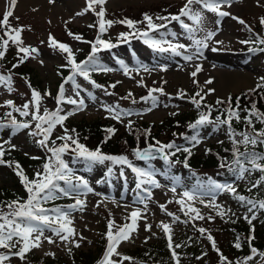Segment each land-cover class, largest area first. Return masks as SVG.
<instances>
[{
	"label": "rangeland",
	"instance_id": "374dc122",
	"mask_svg": "<svg viewBox=\"0 0 264 264\" xmlns=\"http://www.w3.org/2000/svg\"><path fill=\"white\" fill-rule=\"evenodd\" d=\"M183 1L106 0L103 7L105 12L111 14L110 18L114 16L118 19L138 20L143 19V14L146 12L153 13L154 8L160 9L162 6L175 4L176 2L182 3ZM87 6L88 0H54L52 3L49 0H17L14 6L11 0H0V20L3 19L2 14H5L6 11H12V15L15 16V24L25 25L23 44L38 49L39 54L30 55L32 59H29V65L34 68L36 79L42 81L41 113L44 109L54 111L58 107L56 98L63 83L57 67L64 65L66 62L58 48L49 46V34L54 35L56 38L64 36L66 39L71 40L72 46H75L79 42L72 39L69 34L66 35L65 24L77 30L91 28V31H93L95 26L89 27L87 24L94 18L98 23L99 18L96 12L100 10V5H93L95 12L92 10L85 12ZM190 7L193 12H199L202 16L200 23L194 22L187 16L181 17V20L193 29L192 33L183 28L179 21L171 22L167 27L149 32L151 39L185 45V49H178L181 55H174L171 51L159 52L146 44L144 39L124 41L113 47V51L105 48L96 54L97 63L102 67L111 68L112 71H91L89 80L77 75L75 85H71V83L63 84L64 96L72 99L82 98L86 107L83 110H75L76 106L67 103L65 100L59 105V107L64 106L61 114L74 112L67 118L72 121L107 119L112 118L113 114L106 111L105 106L118 105L119 110L129 112L131 115H124L121 120L113 118L115 121L139 120L143 123L156 124L169 116L170 113L178 110L188 111L189 108L185 104L189 103L190 98L201 89H203L201 94L209 101L214 102L216 98H226L229 94H236L244 89L254 88L258 84V80L264 78V62L257 53L250 51L251 43H241V41L252 40L245 24L249 27H251V24L253 26L260 24V17L264 15V0H234L230 6L227 4L221 5V11L230 13L229 16L225 17H219L217 13L203 8L199 3H193ZM78 13L83 14L78 15ZM158 13L160 14L159 11ZM156 17L157 14H154V18ZM233 17L242 19L245 24L239 23L238 19ZM218 20L219 23H217ZM98 26L99 24H97ZM124 29L121 24H112L106 27V31L100 35L103 39L112 36L117 38L119 32L124 31ZM208 31H214L215 36L208 41V46L202 49V55H194L196 49L194 41L203 40ZM0 37H3V35L0 34ZM218 41L222 43H217ZM162 46L167 47V44ZM246 47L248 49L243 51ZM213 49L216 50L213 51ZM115 54L118 55L115 56ZM183 55H194V58L191 61H185ZM120 61H123L124 65L128 67V74H125ZM197 64L201 66V71L195 77L198 83L194 84V78L191 77L190 73L195 70ZM163 66H166V70H162ZM234 74L241 77L240 83L236 84L238 79ZM231 75L235 77L227 80L226 77L229 78ZM95 76L96 79L102 77L106 79L104 83L100 81L102 87L97 88L91 83V81H95L93 79ZM209 79L212 80V83L206 84L205 81ZM141 80L144 86L138 83ZM226 81L229 85L221 87L222 82L226 83ZM95 83L99 84L96 81ZM113 84L116 86L114 88L110 87ZM76 85H79V88ZM155 87H163L165 95L154 93L158 100L157 106L153 107L150 100L145 102L141 100V97L147 96L148 89ZM181 89L187 93L184 99L177 98V94ZM210 89H214V91H209ZM32 90L33 88L29 87V84L19 77L11 78L10 86L9 84H0V108L12 98L17 99L21 105H24L32 100ZM77 92H79V96L76 95ZM129 92L132 93V97L125 99L124 97H127ZM133 99L136 100V103L132 102ZM149 108L152 110L147 111ZM31 125L30 128L26 129H1L0 141L3 143L9 141L11 145H15L17 149L26 153L40 154L45 159L44 164L48 163L51 153L37 143L42 137L31 134L35 128V121H32ZM62 134L63 126L56 125L51 136L53 138ZM225 141L224 134L214 130L204 133L202 144L209 142L211 144H223ZM202 144H199L198 147L203 148ZM125 151L128 154L120 153L111 156H125L135 167L148 171L149 167L146 165V161L138 160L128 148ZM62 158L72 170L74 182L75 177H83L88 181L89 187L93 189L92 192L73 193L69 196L57 192L54 193L55 198L50 199L56 201L61 198L66 201L79 198L84 201L83 210H74L70 216L72 221L70 226L76 231V236L71 239L79 241L80 247L61 241L50 229L45 228L39 247L31 248L25 254L23 260L12 255L5 264H32L30 261L27 262L30 255L44 259L62 256L63 261L73 263V256L77 249L84 251H97L100 249V235L104 227L109 224V221L114 222L116 229L125 224H130V213L134 210H140L142 218L138 219L137 227L135 231L130 233V238L121 240L117 245L116 251L122 256H124L125 249L137 247L145 241L157 240L163 231L158 227L161 222L168 223L171 227V235L177 236L183 233L192 218L195 221H201L213 230L216 228L214 233L218 242L226 247L224 243L231 242L234 237L230 231L231 229H228L225 225V220L230 223H236V221L247 223L248 221L244 217L252 215L248 212L250 206L244 207L236 198L240 194L236 193L234 195L227 190L217 193L202 192V194H194L193 192L196 190H193L190 184L183 181H174L169 174L160 175L161 172L158 171V168H155L157 172H154V174L157 176L155 180L160 187L144 183L140 189H137L138 177L127 165L105 161L102 164L96 163L95 168L92 170L85 161H73L72 157L68 155H63ZM109 168L112 169L111 174L108 173ZM121 171H123V175H121ZM198 171L204 179H208L214 174V170ZM253 171L252 173L246 172L243 178L236 183L240 184V188L257 189L261 199L264 200V181L261 180L256 187H253V184L257 182L251 183V186H249ZM40 172H43V166ZM262 173V177H264V171ZM254 175L256 178L259 177L256 172H254ZM15 178L16 174L14 172L0 170V187L13 182ZM58 183L61 187H67L63 181ZM173 187L176 188L175 192L171 191ZM145 189L150 191V198H148V192ZM186 190L194 194V199L189 201L185 198V208L184 211H181V205L176 201L180 199L181 194ZM201 200L204 203H201ZM213 203L219 205L220 209L225 210L227 215L224 217L218 215L217 212L220 209L214 208ZM161 205L165 206V210L161 209ZM189 206L198 209L199 213L205 218L203 220L194 218L195 213L185 215ZM55 207L66 208V206H59L58 204L52 206L51 209ZM0 211L9 212L10 210L6 207L0 209ZM169 212L180 217V219L174 222L173 217L167 214ZM253 212L256 218L252 220V223L255 224L256 228L264 225V209H254ZM209 216L213 219L209 220ZM149 224L151 229L146 230V225ZM198 235L201 238V235ZM165 236L167 237V234ZM189 236L192 238V234ZM45 237H51L54 242L49 243ZM81 237L83 239H80ZM105 239V245L108 246L109 241L107 238ZM20 246L18 244L17 248L11 251H18ZM8 251L0 248V253H8ZM111 259L118 260L120 257L114 255ZM123 264L135 263L126 260Z\"/></svg>",
	"mask_w": 264,
	"mask_h": 264
},
{
	"label": "snow or ice",
	"instance_id": "6c2138e0",
	"mask_svg": "<svg viewBox=\"0 0 264 264\" xmlns=\"http://www.w3.org/2000/svg\"><path fill=\"white\" fill-rule=\"evenodd\" d=\"M17 0H11L12 5L16 4ZM50 3L54 2V0H49ZM234 0H187V3L184 7L180 10V13L177 15L169 16H157L156 19L160 21H167L170 22L171 20H176L181 23V26L185 28L189 33L193 32V29L188 25L185 24L182 20V16H187L189 19L193 20L196 23H200L202 20L201 13L193 12L191 10V5L193 3H199L202 5L203 8L208 9L212 12L218 14L219 17L229 16L230 13L226 11H221V5L227 4L231 5ZM106 3V0H88V6L84 10L89 11L92 10L95 12V8L93 5L99 4L100 10L96 12L97 17L99 18V33L103 34L106 31V25L111 26L114 23H121L126 24L129 29L135 30V32H128V33H121L120 38L126 40L129 36L135 34L137 38L144 39L146 44H149L150 47L158 50L159 52H168L171 51L174 55H181V52L178 49H185L186 46L183 44H173L169 41L163 40H156L151 39L149 37V32L151 30H155L158 28L165 27V24H156L153 20V17L148 15L147 13L143 14V21H134L132 19L125 18L120 21H112V20H105V9L103 5ZM12 11H6L3 19L0 20V28L4 29V36H7V39L0 37V59L5 56V52L7 47L9 46V42L15 44L18 49V53H23L24 55L20 56L19 63H23L25 59H27L31 54H39L38 49L31 47V46H23V40L21 39V33L23 31V27L13 28L9 23V17L12 16ZM83 13H78L81 15ZM234 19H238L239 23L245 24V21L239 19L238 17H233ZM146 22L147 30L141 31L136 29V25L140 23ZM219 23V20L217 21ZM260 24L264 26V17H260ZM95 25H89V27H94ZM245 27L251 31V28L245 24ZM14 33V35H13ZM214 31H208L206 36L203 40H195L194 44L196 45L194 55H202V49L208 46V41L215 36ZM70 36H74L76 40H82V37L78 34H73L69 31ZM91 44V53L87 57L85 61L77 63L73 54L71 47L65 43L58 42L56 39L49 34V46L53 48H58L61 52L67 54V61L66 65L62 67H69L71 74L66 77L65 83L68 81H72L75 84V77L77 75L82 76L85 80L90 79V72L91 71H112L111 68H106L98 65L96 54L100 51L101 46L103 48H111L115 47L111 42L105 41L100 38V35L97 36L94 42H88ZM222 43V42H217ZM241 43H251L253 45L259 44L264 46V37H260L257 35L255 40L249 41H241ZM163 44H167V47L162 46ZM216 49H213L215 51ZM256 48H251L250 51H256ZM260 51H264V47L259 49ZM194 55H183V59L185 61H191L194 58ZM42 63V62H41ZM120 64L124 67L125 74H128L129 69L126 65H124L123 61H120ZM13 67H18L17 65H13ZM147 70V69H145ZM162 70H166V66H163ZM201 71V66L196 65L195 70L190 73L191 77H193V83L197 84L198 82L195 80L197 74ZM262 82L257 85V88H264V78H261ZM0 82H6L11 84V76H4L0 75ZM95 85V87L100 88L102 87L100 84H96L95 81H91ZM119 83V82H117ZM141 86L143 85V81H138ZM206 84H211L212 80L209 79L205 81ZM116 85L113 84L110 87L114 88ZM29 87H31L29 85ZM79 88V85H76ZM11 90V89H10ZM209 91H214V89H210ZM249 91H255V89H250ZM203 89L196 92L190 99L191 103H193L196 108L201 107V102L204 100V96L201 94ZM154 93H159L161 95H165L163 87H155L148 89V95L145 97H141V100L148 102L149 100L152 102V106H157L158 97L154 95ZM111 94V93H107ZM79 96V92L76 93ZM187 93L185 90H179L177 94V98L184 99L186 98ZM132 97V93L129 92L125 99ZM199 97V99H197ZM40 100L41 94L36 91L32 90V100L25 103L22 108H15L13 102L11 100L6 101L8 106L13 107L14 111L20 113L21 116H29L31 115V120L35 121V128L32 131V135L42 137L37 141V143L46 148L51 156L49 157V162L43 165V172L36 173V179L29 180V178L23 175V171L20 165L17 163L15 165L17 169V175L21 177L22 182L24 183L29 196L26 202L20 201H12L5 205L10 211L3 212L0 211V248H4L9 250L8 253H0V264H5L6 261L10 259L12 255L20 257V259L25 258V254L31 250V248L39 247L41 242V237H43L44 229H50L55 236H57L61 241L67 242L69 244H74L75 247H80V243L77 240L71 239L72 237L76 236V231L73 227H71V212L74 210H83L84 201L82 199H75V203L68 205L66 208L55 207L52 209H48L42 206V201L46 202L50 199L55 198L54 193H60L65 196L72 195L73 193H81V192H92L93 189L89 187L88 181L83 177H75V182L73 180L72 170L69 168L68 164L65 163L62 156L67 151L71 150L76 152L80 158L87 161L89 166L94 163H104L105 161H111L113 164H121L127 165L132 169L134 173H136L138 177V182L136 184V188L140 189L142 184L150 183L155 187H160L159 183L153 179V173L147 170L135 167L132 163L127 159L125 156H111L107 154H103L100 152L99 148L96 150H89L85 147V145L81 144L78 138L74 137L73 135L68 133V130H64V135L57 137L56 139L63 141L62 144L56 145L55 140H52L51 143L50 137L51 134L56 127V125L63 126V122L68 118V116L74 114V112L62 113V109L59 105L64 102L65 100L67 103L76 106L75 110H83L86 105L84 99H72L66 98L64 96V85L61 84L59 89V94L56 98L57 102V109L54 111H49L48 109H44L43 113L40 110ZM133 103H136V100H132ZM229 104H231V97H229ZM223 103L221 100H217V104ZM237 109L239 108V99L236 101ZM106 111L113 114L114 119L121 120V117L124 115H131L129 112H125L123 110H119V106H105ZM74 110V111H75ZM152 109L149 108L147 111H151ZM212 109L208 106L207 112H200L198 119L190 123L188 127L196 132L195 135L191 137L185 136L184 138L192 144V147H195L196 144L200 142L199 139V129L206 124L212 123L210 119V113ZM248 112V115L244 117L245 121L249 126H253V119L255 117L260 122L264 123V113L259 112L256 109V105L253 103L251 110L245 109ZM226 116L222 119L221 116L216 117V123L219 125H227L230 134L233 136V144L239 145L243 144L246 148L250 144L255 147L257 144H264V129H260L259 131L255 130L253 126V132L250 134L248 132L240 133L243 137L242 140H236L234 137L237 135L232 129V121L235 118L236 120H240L239 111L235 110L231 107L226 109ZM223 115V114H222ZM6 116L10 118L8 124L0 122V129L6 126H11L14 129H26L30 128L31 122H18L14 117H12V113H6ZM132 122L129 121L128 127L131 128ZM75 131L74 129L72 130ZM108 133H114L115 129L108 128L106 130ZM175 135V134H174ZM8 145L10 148H15V145H11L9 141H5L4 143H0V164L7 163L9 166H12L11 161H5L3 159L6 149L5 145ZM75 145V148L72 146ZM186 152L188 155H191V149L189 147H183L176 145L175 142H170L168 144H162L159 141L156 143L149 144L144 149H135L134 154L136 155L137 159L140 160H151L157 158L159 155L160 158L164 159L168 163H179L180 161H172L170 157L175 156L177 152ZM234 163L238 167V174L243 177L244 173L249 171V169L244 167V162L251 163L254 169H260L264 171V164L257 163L258 160H264V155H259L255 152H244L241 153L239 148L234 149ZM241 157H244V161L241 160ZM184 166L188 167L187 157L184 160ZM225 164H221V167H225ZM112 169H108V173L111 174ZM121 175H123V171H121ZM147 178V179H145ZM264 181V177L261 178ZM59 181H63L67 187H61L59 185ZM210 185L208 187L209 192H214L216 190H227L232 192L234 195L236 194V190L231 185H224L219 184L211 178H209ZM261 181H257L256 184H253V187H256ZM148 192V198L151 197V193L148 189H145ZM171 191L175 192L176 188L173 187ZM185 198L191 201L194 199V194L190 191H184L181 194L180 199L176 202L181 205V211H184L185 208ZM239 201L246 203L250 207L248 208V212L252 213V215H246L244 218L248 221L249 225L252 224V220H254L255 214L253 212L254 209H264V200L261 201H253L251 199H247L243 195H237L236 197ZM204 203L203 200L200 201ZM214 208L220 209L219 205L212 204ZM162 210H165V206H160ZM189 213H195L194 218H198L203 220L205 217L199 213V210L194 207H188L187 212L185 215ZM169 216L173 217V221H178L180 217L175 216L173 213H167ZM218 215L224 217L227 215V212L223 209H220L217 212ZM142 218V213L140 210H134L130 213V224H125L124 226L118 227L113 232L114 222L109 221L108 225V232H107V239L109 241L105 255L100 262V264H123L124 261L130 260V257L122 256L120 253L116 251V247L121 240H127L130 238V233L135 231L137 227L138 219ZM209 220H212L213 217L209 216ZM158 227H160L168 237V247L171 250V256L175 261V264H180L179 254L175 251L176 248H180L181 245L176 244L173 246L172 243V235H171V227L168 223L161 222ZM151 225H146V230H150ZM198 231L203 235L208 230L205 228H199ZM35 234V235H34ZM14 238H16L14 240ZM49 243H53V239L51 237H45ZM80 239H83L81 237ZM207 239L211 242L212 247L217 253L219 254L221 264H232L231 261L228 260L227 257L223 255L222 252L216 247V242L213 239L212 235L209 233L207 235ZM254 239L253 236L249 237V244H251V240ZM21 245L18 251L12 252V249L17 248V245ZM237 249L241 247L239 242V237H237V242L234 245ZM71 251V249H69ZM251 255L244 258V261L238 262V264H247L248 261H251L253 257L259 255L262 260H264V252H259L255 247L250 248ZM118 256L120 259L113 260L111 259L112 256ZM206 255V254H205ZM200 257H198L199 259Z\"/></svg>",
	"mask_w": 264,
	"mask_h": 264
},
{
	"label": "trees",
	"instance_id": "16d2710c",
	"mask_svg": "<svg viewBox=\"0 0 264 264\" xmlns=\"http://www.w3.org/2000/svg\"><path fill=\"white\" fill-rule=\"evenodd\" d=\"M187 3L184 0L182 3L176 2L175 4H168L166 6H162L160 9H153V13H148V15L153 17V20L156 24H165V27L169 26L171 22H175L176 20L160 21L154 18V14L157 16H171L177 15L180 13V10ZM119 10V9H118ZM117 11V10H116ZM160 12V14L158 13ZM106 20L112 21H120L125 18L118 19L117 17L110 18V13L105 12ZM264 17V15H263ZM130 19V18H128ZM134 21H143V19H138ZM94 24L95 28L91 31V28H87L86 30H77L73 27H70L68 24H65V33L69 34V31L73 34H78L82 37V40H76L74 36L72 39H75L79 43H76L75 46L71 45V40L66 39L64 36L57 37V41H61L69 45L73 51L75 60L77 63L85 61L89 54L91 53V44L88 42H94L99 33V26L97 27L96 19H92L89 24ZM121 24V23H114ZM125 29L122 32H119L117 38L116 36L107 37L103 39L100 35V38L111 42L113 45L117 46L119 43H123L128 40H142V38H137L135 34L129 36L126 40L120 38L121 33L135 32L133 29H129L126 24H121ZM106 27H108L106 25ZM136 29L141 31L147 30L146 22L140 23L136 25ZM161 29V28H158ZM261 29L264 36V26L261 24H257L253 28ZM248 30V28H247ZM0 33L4 38H8L4 36V29L0 28ZM248 34L251 39L255 40L257 34L254 33L253 30L249 31ZM259 36V35H258ZM261 37V36H260ZM23 40V38L21 37ZM121 39V41H119ZM23 46H25L23 44ZM256 48L257 54L260 55L261 58L264 59V51H260L259 49L264 47L259 44L252 45L250 48ZM113 47L107 48L109 51L112 50ZM105 48L101 46L100 51H103ZM245 49H248L246 47ZM61 52V51H60ZM64 56L66 62L64 65L68 63L66 57L67 54L61 52ZM24 55L23 53H18L17 46L11 41L9 42V46L5 52V56L0 59V70L4 72L6 76L19 77L25 80L34 90L38 91L42 96V81L37 80L35 77L34 68L29 65V58L25 59L23 63H19L20 56ZM18 67H13V65H17ZM63 66V65H62ZM59 66L57 68L58 73L60 74V79L63 84L65 83L66 77L71 74L69 67ZM106 79L102 78L100 81L104 83ZM262 80L258 82L260 84ZM67 83H72V81H68ZM108 83V82H107ZM257 84V85H258ZM257 85L252 88L255 91H249L250 89H244L237 94H230L227 98H218L217 100L223 101V103L217 104V100L214 103L208 102L204 99L201 102V107L198 109L196 106L190 102L185 105L188 106L189 110L186 112L183 111H175L170 113L169 116L164 118L160 123L153 124L151 122H140L139 120H126V121H115L112 118L107 119H95L91 121L80 120V121H72L70 119H66L63 122V134L64 130L67 129L68 133L78 138L79 142L89 150H96L99 148L100 152L107 155H117L120 153L128 154L125 149H132L134 147L141 148L144 146H148L149 144H155L156 141H159L162 144H168L170 142H175L176 145L183 147H189L191 149V155L189 156L186 152H177L175 156L170 157L172 161L179 160V163H168L165 161H157V165H150L149 168H154V166H158L160 169L166 173L164 175H171L174 179L185 178L187 182L193 186L194 190L197 191H208V187L210 185L209 178L211 180L224 185H231L235 188L236 193L245 196L247 199H251L253 201H261V196L258 193V190L250 189V187H242L240 188L235 182L238 181L241 177L238 174V167L234 163V149L239 148L241 153L244 152H255L259 155H264V144H257L255 147L252 145H248L247 148L243 144L234 145L233 144V136L230 134L227 125H219L216 123V117L221 116L223 119L226 116V109L229 107L238 110L240 115V120H236L235 118L232 121V129L237 134L234 138L236 140H242L243 137L239 135L240 133L253 132V126L255 130L259 131L260 129H264V123L257 120L255 117L253 119V126H249L245 121L244 117L248 115V112L245 109L251 110L252 104L256 105V109L259 112L264 113V88H257ZM229 97H231V104H229ZM199 99V97H197ZM239 99V108L237 109L236 101ZM9 101V100H8ZM11 101L15 108H22L17 99L12 98ZM23 104V103H22ZM208 106L211 107L212 111L210 113V119L212 123L206 124L199 129V139L202 142V135L206 131L211 130H220L226 137L225 143L221 144H206L205 151H201L197 149L196 146L192 147L190 141L186 140L184 137H191L196 134V132L188 127L190 123L195 122L200 112H207ZM63 110L64 107L60 106ZM12 113V117H14L18 122H31V115L29 116H21L19 112L14 111L13 107L8 106L6 102L0 108V122L8 124L10 118L6 116V113ZM223 114V115H222ZM129 121L132 122L131 128L128 127ZM7 128H12L11 126H6ZM5 128V127H3ZM108 128L115 129L114 133H108L106 130ZM75 130L74 132L72 130ZM175 134V135H174ZM61 136V135H60ZM59 137V136H57ZM57 137H50V143L52 140H55V143L60 145L63 141L56 139ZM198 143V144H199ZM57 145V146H58ZM197 145V144H196ZM75 147V145H73ZM6 153L3 157L5 161H11L12 166H9L7 163L0 164V170H6L10 172H14L16 174V178L13 182L6 183L0 187V209L6 208L5 205L12 201H20L26 202L29 196V193L21 180V177L17 175V169L15 165L18 163L23 171V175L27 176L29 180H33L36 178V173L42 170V166L44 165L45 159L40 154H30L23 152L16 147L10 148L8 145H5ZM187 157L188 167L184 166V160ZM81 161V159L74 157L73 161ZM241 160L244 161V157H241ZM85 161V160H84ZM87 162V161H85ZM88 163V162H87ZM257 163L264 164V160H258ZM95 164H91V168L95 167ZM221 164H225V167H221ZM89 165V163H88ZM244 167L249 169L247 172H251L255 170L257 175L252 176L251 183H256L257 181H261V177L263 176L260 169H254L249 162H244ZM226 168V169H224ZM224 169V170H223ZM198 170L209 171L214 170L213 175H211L208 179H204L202 174L198 173ZM246 173V172H245ZM254 174V171H253ZM201 188V189H198ZM214 192H219L216 190ZM58 202H63L62 200L56 201H42V206L45 208H50L52 206H56ZM244 207L247 205L244 202H241ZM64 205V204H63ZM258 209V208H257ZM260 216V215H258ZM109 225V224H108ZM108 225L104 227V230L101 232L100 238V249L97 251H84V250H76L75 255L73 256V263H67L62 256H55L51 258H41L37 256L30 255L28 257V261L32 264H99L102 261L107 246L105 245L107 238L106 234L109 230ZM225 225H227L228 229H231L232 235L234 239L231 242L224 243L226 247L220 242H218L216 235V228L213 230L212 228L207 227L199 220L190 221V224H187V227L183 230V233L178 234L177 236L172 235V243L173 246L176 244L181 245L180 248H176L175 251L179 254L180 264H221L219 254L212 247L211 242L207 239V235L210 233L213 239L216 242V247L223 253L225 257L228 258L232 264H238V262L244 261L245 257L251 255L250 248L255 247L259 252H264V225L256 228L255 224L252 223H242L241 221H236V223H230L228 220H225ZM205 228L208 231L205 234H201L198 229ZM220 229V227H219ZM116 231V226H113V232ZM190 234H192V238H190ZM201 235V238H199ZM253 236L254 239L251 240V244H249V237ZM237 237H239V242L241 247L237 249L234 245L237 242ZM168 237L165 236V233L162 231V235L159 236L157 240L154 241H145L138 245L137 247L128 248L124 250V256L130 257V261L135 264H175L174 259L171 256V250L168 247ZM98 248V247H97ZM206 254V255H205ZM26 256V255H25ZM198 257H200L198 259ZM35 261V262H34ZM247 264H264V260L261 259L259 255L253 257L251 261H248Z\"/></svg>",
	"mask_w": 264,
	"mask_h": 264
},
{
	"label": "bare ground",
	"instance_id": "6f19581e",
	"mask_svg": "<svg viewBox=\"0 0 264 264\" xmlns=\"http://www.w3.org/2000/svg\"><path fill=\"white\" fill-rule=\"evenodd\" d=\"M234 75H236V74H234ZM234 75H231V77H229V78H228V76H227V77H226L227 80H228V79L231 80L232 78H234V77H235ZM236 76H237V75H236ZM236 78L238 79V80L236 81V84L240 83V81H241V77L237 76ZM230 84H231V83H230ZM227 85H229V83L226 81V83H223V82H222V84H221L220 86H221V87H224V86H227Z\"/></svg>",
	"mask_w": 264,
	"mask_h": 264
},
{
	"label": "water",
	"instance_id": "95a60500",
	"mask_svg": "<svg viewBox=\"0 0 264 264\" xmlns=\"http://www.w3.org/2000/svg\"><path fill=\"white\" fill-rule=\"evenodd\" d=\"M144 148H146V147H144ZM144 148H142V149H144ZM134 150H133V152H134ZM65 154H70V155H73V156H78V154L76 152H73L71 150L67 151ZM157 157H159V155Z\"/></svg>",
	"mask_w": 264,
	"mask_h": 264
}]
</instances>
